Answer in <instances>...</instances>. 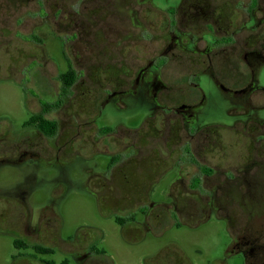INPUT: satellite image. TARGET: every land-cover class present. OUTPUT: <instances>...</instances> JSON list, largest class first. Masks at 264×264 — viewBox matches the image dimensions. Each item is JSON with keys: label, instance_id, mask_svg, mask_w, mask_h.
I'll return each mask as SVG.
<instances>
[{"label": "flooded vegetation", "instance_id": "flooded-vegetation-1", "mask_svg": "<svg viewBox=\"0 0 264 264\" xmlns=\"http://www.w3.org/2000/svg\"><path fill=\"white\" fill-rule=\"evenodd\" d=\"M102 1H90L85 19L78 20L91 54L83 62L65 60L55 84L35 73L36 87L24 106L27 118L18 128L0 117V168L24 164L33 169L24 175L23 183L0 185L2 264H114L96 247L103 240L101 231H91L89 239L87 227L79 225L62 236L61 205L69 181L37 177L52 171L68 177L71 166L100 156L108 160L105 168L98 169L95 161L92 167L81 166V182L111 207L109 212L120 226L158 236V229H166L167 212L173 220L207 217L203 222L215 214L229 234V245L216 263L227 264L239 254L243 264H264V206L221 199L229 190L246 195L264 186V169L250 158L223 167L211 156L219 132H237L240 123L247 129L248 120L251 129L264 126V88L259 76L264 67V0H178L167 7L149 0L157 25H150L147 17L152 13L146 10L144 22L149 30L139 26L142 33L137 39L157 46L149 48L137 65L132 7L122 10L118 2ZM95 10L101 13L99 20L93 16ZM95 32L102 36L100 40L93 37ZM32 41L21 44L28 45L25 48L35 61L38 46ZM120 43L132 62L118 59ZM70 69L74 79L67 84ZM98 76L106 80L99 89L100 98L91 105L77 103V95L81 98L91 90L88 86L98 83ZM199 79L226 103L223 113L231 119L228 123L210 119L211 95ZM108 107L123 112L142 107L145 113L134 129H98L96 120ZM168 175L172 177L165 183L166 201L152 202V192ZM173 188L176 196L168 197ZM205 191V206L187 195ZM249 223L259 226L262 235H250ZM143 264L192 263L172 242L146 256Z\"/></svg>", "mask_w": 264, "mask_h": 264}, {"label": "rangeland", "instance_id": "rangeland-1", "mask_svg": "<svg viewBox=\"0 0 264 264\" xmlns=\"http://www.w3.org/2000/svg\"><path fill=\"white\" fill-rule=\"evenodd\" d=\"M90 1L92 0H0V117L7 118L14 127L18 128L22 121L27 118L24 107L27 103L26 98L34 91L38 75L39 78H46L48 81L52 79V83H54L58 74L64 70L65 60L71 58L77 62H83L86 56L91 54L88 47L85 48L88 37L78 23V20L85 19L84 12H86V7ZM112 1L118 2V8L122 10L130 5L134 11L132 12L133 17L131 16L136 37V40L133 41L134 62L136 65L140 64L147 50L149 48L153 50L157 46L154 42L148 45L146 40L137 39L142 33V28L140 29L139 26L148 27V23L144 22L146 10L152 13L151 18L147 17L152 23L150 25L153 27L157 23H153L158 19L154 13L155 8L149 0ZM177 1L153 0V3L156 6L167 7L175 6ZM106 2L107 0L102 1L103 4ZM93 16L99 20L101 13L95 10ZM261 34L262 55L264 57V26H262ZM93 37L96 40L102 38L98 32L93 33ZM31 39L36 41L34 43L38 46L37 56H34L37 59L35 61H33V57L29 56V52L25 48L28 45L21 44L25 40L33 42ZM121 46L122 43H120L118 59L121 62H132V56H127V48L121 49ZM40 55L42 59H39ZM91 62L94 61L91 60ZM86 73L88 74V72ZM259 76L260 83L264 88V67ZM104 78V76H98V83L89 85L88 88L91 90L85 92L81 98L80 95H77L76 102L87 105L94 104V100H98L101 96L98 93L101 85L106 83ZM198 81L211 95L210 119L228 123L231 119L225 117L223 113L226 103L219 96L218 98L215 96L211 86L204 79ZM55 88L57 89L58 86L55 85ZM261 103L264 104V100H261ZM144 113L142 107L132 108L124 112L108 107L103 109L100 117L96 120V125L98 129L117 126L124 129H134L139 125ZM251 124V120H248L247 129L243 127V123H240L237 132L222 131L215 135L219 141L216 147L211 150L213 153L211 156L215 158L216 163L223 167H232L241 161L243 162L244 159L250 158L251 162L258 161L264 169V126L256 130L254 127L251 129ZM255 136L262 137V139L252 141ZM104 142L106 141L104 140ZM94 161L98 169H104L108 162L106 157L100 156L95 160H87L81 163L82 165L71 166L68 177L62 176L57 171L44 173V177L37 176L44 179L54 176L55 180L66 179L70 183V189L61 205L63 237L79 225L87 227L86 234L89 239L92 237L91 231H101L103 240L98 242L96 247L104 251L114 264H143L146 256L155 253L162 245L172 242H176L182 248L192 264H217L216 259L223 256L229 245V234L224 222L218 219L215 214H211L210 219L203 222L207 217L202 219L199 216H193L189 219L173 220L169 218L172 214L167 212L166 229L163 231L162 228L158 229L157 231L160 232L158 236L152 233L144 234L142 229L135 227L120 226L115 221V215L109 212L111 207L86 191L81 182L82 167H92ZM32 171V167L24 164L2 167L0 168V185L10 187L23 183L26 181L24 175ZM232 174L235 177L238 176L233 171ZM171 177L172 175H168L154 189L151 196L152 202L166 201L165 183H168ZM176 194L175 188L167 193L168 197L176 196ZM225 194L226 196H222L221 199L227 201L244 200L251 206H264V186L252 188L246 195H243L245 194L244 191L234 190H229ZM187 195L195 197L204 206L208 200V191L187 193ZM236 213L239 216L244 215L240 211ZM252 215L259 217L258 213L255 212ZM244 219L252 221V218L248 216H245ZM249 225L251 226L248 232L250 235H262L263 230L259 226L250 223ZM142 237L143 239L140 240ZM3 258L4 256L0 253V264L3 263ZM227 264H243V260L238 254L232 256Z\"/></svg>", "mask_w": 264, "mask_h": 264}, {"label": "trees", "instance_id": "trees-1", "mask_svg": "<svg viewBox=\"0 0 264 264\" xmlns=\"http://www.w3.org/2000/svg\"><path fill=\"white\" fill-rule=\"evenodd\" d=\"M70 75L69 76H67L66 78H67V84H71L72 82H73V79H74V72L70 69Z\"/></svg>", "mask_w": 264, "mask_h": 264}]
</instances>
